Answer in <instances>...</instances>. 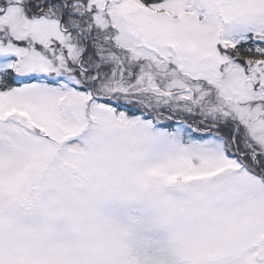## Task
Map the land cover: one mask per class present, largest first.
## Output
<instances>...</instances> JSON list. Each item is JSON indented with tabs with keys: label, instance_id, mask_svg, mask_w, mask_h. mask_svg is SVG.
Masks as SVG:
<instances>
[{
	"label": "snow or ice",
	"instance_id": "snow-or-ice-1",
	"mask_svg": "<svg viewBox=\"0 0 264 264\" xmlns=\"http://www.w3.org/2000/svg\"><path fill=\"white\" fill-rule=\"evenodd\" d=\"M0 264H264V0H0Z\"/></svg>",
	"mask_w": 264,
	"mask_h": 264
}]
</instances>
